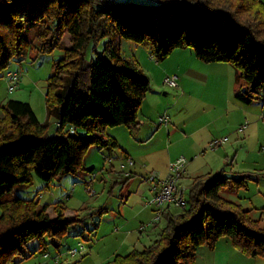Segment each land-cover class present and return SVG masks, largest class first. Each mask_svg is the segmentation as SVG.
I'll return each mask as SVG.
<instances>
[{
  "label": "trees",
  "instance_id": "trees-1",
  "mask_svg": "<svg viewBox=\"0 0 264 264\" xmlns=\"http://www.w3.org/2000/svg\"><path fill=\"white\" fill-rule=\"evenodd\" d=\"M71 45L64 47L65 33ZM144 43L157 62L178 48H192L204 62H224L238 72L236 98L251 105L264 101V2L262 0H154L153 4L101 0H0V74L12 60L23 61L30 50L60 47L48 80L49 114L60 109L53 140L28 102L9 100L0 116V264H19L49 244L61 246L69 229L58 201L55 217L37 198L12 195L17 185H31L33 174L45 182L69 173L93 172L84 164L88 150L117 148L108 127H137L151 81L136 58L121 53L122 39ZM107 39L104 52L98 44ZM91 50L92 56L88 57ZM66 126L72 130L65 131ZM84 130L85 134L77 133ZM249 174L198 177L187 193V207L166 211L167 224L143 250L117 254L110 264H197L198 251L214 250L229 237L249 257H264L262 218L224 193L248 187ZM40 246L27 253V245ZM46 239H49L47 242Z\"/></svg>",
  "mask_w": 264,
  "mask_h": 264
},
{
  "label": "rangeland",
  "instance_id": "rangeland-1",
  "mask_svg": "<svg viewBox=\"0 0 264 264\" xmlns=\"http://www.w3.org/2000/svg\"><path fill=\"white\" fill-rule=\"evenodd\" d=\"M114 1L154 3V0ZM106 40H102L97 46V51L101 55L104 52ZM61 44L64 47L71 45V35L68 32L63 36ZM35 45L36 49L30 50L26 59L12 60L10 66L0 74V116L4 115L2 106L9 100L28 102L40 122L48 126L46 138L53 140L59 127L60 109L49 114L46 93L48 80L54 72V63L64 56L65 51L60 47L42 51L38 42H35ZM120 49L124 57L137 59L142 71L151 81V93L160 98L159 107H154L151 103L147 106L152 130L156 137L141 142L136 138L137 131L134 132L137 127H108L105 134L114 138L119 146L117 148L92 146L85 155L84 164L94 168L93 172L69 173L63 177L54 178L50 182H45L33 174L31 185L15 186L12 195L26 199L37 198L40 205L48 204L50 206L48 212L52 218L55 217V203L61 201L66 207L65 215L67 214L68 217L78 215L83 219L80 224L69 229L59 248L54 244L48 245L47 257L44 256L45 252H38L19 264H110L117 254L126 255L135 249L143 250L149 244L151 245L167 224V218L163 216L156 229L151 226L147 232L139 231L140 222L142 220L145 223L151 222L156 213L147 204L151 196L149 178L154 172L162 177L167 176L170 164L168 163L169 147L174 144V149H177L182 144L177 142L183 136L182 133L170 136L168 131L180 127V121L189 116L191 111L187 110L178 99L182 93L180 88L163 85L166 69L161 66L163 62H157L152 58L146 44L123 38L120 41ZM186 49L194 54L192 48ZM91 56L90 50L88 57L91 58ZM8 72H17L21 77L13 93H9L8 83L4 78ZM165 92L168 94L166 95ZM260 105L254 106L252 113H246L245 119L243 116L242 125L224 124L218 128V134L222 138L229 137L226 144L211 149L203 137L200 146L196 147V154L183 153L186 150L182 148H179V151L182 152L181 155L188 158L189 163L193 161L182 182L188 188L193 185L197 177L207 178L217 172H224L227 175L237 173L251 175L252 180L249 181L248 187L226 191L224 196L246 209H252L251 215L256 219L262 218V225H264V119L260 118L261 115L264 116V109ZM163 115L169 116L168 125L160 124V118ZM192 128L193 125L188 129ZM67 130H72V127L66 126L65 131ZM241 130L245 132L249 144L243 149L239 146V142L243 140L240 137L243 133ZM77 133L85 134V131L79 129ZM230 146L238 147L234 148L229 159H225L220 164L217 160L220 159L221 154H224V149ZM124 153L136 161L134 165L128 164ZM212 156L214 157V164H212H217L215 165L217 167L213 168L209 165L210 168H208L206 159ZM166 164L167 172L164 176L160 169ZM90 188L94 190V193L89 191ZM146 204L149 207L147 209L144 208ZM176 210L177 208H173V212ZM141 211L144 212L139 216ZM144 218H150V220L147 221ZM129 232H133L131 239H135L136 245L131 246L125 243ZM46 240L49 242V239ZM79 241L83 242L87 253L79 257L70 256L69 248L76 246ZM39 246L40 241L33 240L28 243L26 251L27 253L35 251ZM121 246L122 248L119 249ZM247 259L253 261L254 258ZM258 260L264 264V257H258ZM209 262V258L204 259L200 254L199 257L197 256V264H209Z\"/></svg>",
  "mask_w": 264,
  "mask_h": 264
},
{
  "label": "crops",
  "instance_id": "crops-1",
  "mask_svg": "<svg viewBox=\"0 0 264 264\" xmlns=\"http://www.w3.org/2000/svg\"><path fill=\"white\" fill-rule=\"evenodd\" d=\"M168 60H170L169 63ZM201 62L204 61L199 60L195 56V54L192 53V51H189L186 48H178L171 53V55L168 57V59L165 62L161 63L162 68L166 69L165 70L166 72H164L165 75L163 77L173 73L179 75L180 85L177 88H180V91H182V93L180 92L181 94L178 99H180L179 101L182 102V105L186 107L187 110L191 111L190 112L191 114L189 116H186L180 121L179 123L180 127L178 126L177 128H172V130L168 131L169 132L168 134L170 136H175L179 132L182 133L183 135L181 139L177 141L179 143H182L180 144L179 147H177V149H174V144H172L169 147L170 157L168 159V163H170L172 160L176 159L177 157L181 156L182 152L179 151V148L186 150L183 151V153L191 152V154H196L197 153L196 147L197 145L200 146V144L202 143L200 141L202 140L203 137H205L204 141L209 143V145L213 141L222 139V136L218 134L219 132L218 128H220L224 124L238 125V126L242 125L244 119L247 116L246 113H252L251 110L255 108L254 106H257V104H261L260 105L261 108L264 109V101H257L251 105H247L242 103L236 98L235 92L238 83V72L234 67H232V65L224 62H213V63H207V62L201 63ZM169 66L172 67L169 68ZM165 94L167 95L168 92H165ZM150 103L154 107H159L161 103L158 95L151 93V91H149L143 103V106L140 110V114H139L140 124L134 130V132L137 131L136 138L141 142L156 137V134H154L150 123L151 120L149 116L150 113L147 111V106H149ZM260 118L264 119V116L261 115ZM191 125H193V128L189 130L188 128H190ZM155 131L157 130L155 129ZM241 132L243 133L242 136L240 137H242L243 140L239 142V146L240 148L243 149V147H247L249 144L245 132L243 130H241ZM194 137H196L198 140L196 138L194 139ZM227 138H228L227 140L228 142L229 137ZM236 147L238 146H230L228 147V149H224V154H221L220 152L221 156L220 159L217 161H219L221 164V162L224 161L225 159H229L230 154ZM125 155L130 157L127 154ZM213 158L214 157L212 156L210 157L211 160L206 159V166L208 168H210V166H212L213 168L217 167L215 166L217 164L213 165L214 164ZM192 163L193 161H190L188 165L189 169L192 166ZM160 170L162 172V175L165 176L167 172V164L164 165V167L161 168ZM238 174L241 173H237L235 175ZM149 185H150L149 191L150 194H152L151 184L149 183ZM146 206L147 204L144 207L145 209L152 207L153 210L156 212L155 207L153 206L146 207ZM173 208L175 207H169L167 211L173 212ZM179 211L180 210L177 208V210L174 212H179ZM143 212L144 211H141V213L139 212V216L143 214ZM66 217H68L67 214ZM144 219H146L147 221L150 220V218H144ZM159 223L152 225L154 229H156L159 226ZM144 224L145 222H143V220L139 224V231L141 233L147 232L148 229L151 227L150 226L147 228H142ZM132 235L133 232H129L125 239V243H128L131 246L136 245L135 239H131ZM227 238L228 237L221 238L218 241L217 246L214 250H211L205 246L201 247L198 251V257L200 254L201 257H203L204 259L209 258L210 259L209 264H238L242 262L246 264H262L258 260V257H249L238 251L233 246L231 239L230 238L227 239ZM121 248L122 246L119 249ZM47 255L48 253L45 252L44 256L47 257ZM75 257H79V256H75ZM247 258H254V259L253 261H249L250 259ZM58 259L59 257L56 259V262H58ZM107 259H111V258H107ZM103 261L104 260H102V262Z\"/></svg>",
  "mask_w": 264,
  "mask_h": 264
},
{
  "label": "built area",
  "instance_id": "built-area-1",
  "mask_svg": "<svg viewBox=\"0 0 264 264\" xmlns=\"http://www.w3.org/2000/svg\"><path fill=\"white\" fill-rule=\"evenodd\" d=\"M101 1L109 3L111 0ZM4 78L8 83L9 93H13L20 82V75L17 72H8ZM179 80L180 78L178 74H168L164 77L163 84L165 86L177 88L180 85ZM160 123L168 125L169 116L163 115L160 118ZM227 140L228 138L225 137L220 140L213 141L209 147L214 149L217 146L226 143ZM127 162L129 165H134L136 161L133 158L127 156ZM188 165V159L181 155L170 162L167 176L162 177L158 173H152L151 177L149 178L152 194L148 198L147 204L149 206L155 207L156 213L153 220L149 223H145L142 228H147L159 223L169 207H175L179 210H183L187 207V193L189 188L186 187L182 182L187 172ZM89 191L94 193L92 188H90ZM86 251L87 249L83 242L79 241L76 246L69 248L68 254L73 257L83 256Z\"/></svg>",
  "mask_w": 264,
  "mask_h": 264
}]
</instances>
